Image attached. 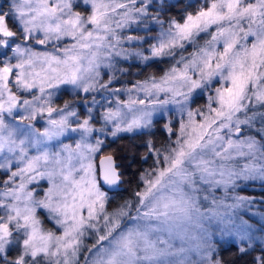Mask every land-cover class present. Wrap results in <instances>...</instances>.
Returning <instances> with one entry per match:
<instances>
[{
	"label": "snow or ice",
	"instance_id": "1",
	"mask_svg": "<svg viewBox=\"0 0 264 264\" xmlns=\"http://www.w3.org/2000/svg\"><path fill=\"white\" fill-rule=\"evenodd\" d=\"M255 182L264 0H0V264H264Z\"/></svg>",
	"mask_w": 264,
	"mask_h": 264
},
{
	"label": "trees",
	"instance_id": "2",
	"mask_svg": "<svg viewBox=\"0 0 264 264\" xmlns=\"http://www.w3.org/2000/svg\"><path fill=\"white\" fill-rule=\"evenodd\" d=\"M180 11L179 9H174L173 10V14H175L176 12ZM154 70L156 73L159 74V69H151V71ZM164 122L161 121V124L159 126V128L156 130L157 131V135L153 138L154 142L156 144H160L161 142H163V140L165 139V135L162 131L163 129V124ZM162 125V126H161ZM175 125V124H174ZM176 130V125H175V129ZM136 145H139V147H132V142L129 140H124L122 141L120 144H114L110 146V150L108 151L109 153L113 154V156L117 159L118 163L123 165L124 169H127L128 164L131 162V158L133 155L136 156L137 161L135 163V166L131 168V171L129 174H127L124 178L125 180H132L133 182L131 183L132 188H130V184H125L124 188H123V195L130 197L132 194L133 189L136 187L133 185L135 184V180L132 176V173H136L138 174L142 169H141V162L139 161V157L141 155H147V150L143 147V142L140 140L135 141ZM121 149H123L124 151H121ZM149 162V161H148ZM147 162V163H148ZM145 164H143V167ZM147 165V164H146ZM149 166V165H148ZM147 166V167H148ZM255 184H253L254 186ZM240 190L249 193V194H260L261 196L264 197V187L259 188V189H255V188H241ZM220 245H222V247L220 248V255L222 256V258L225 261H230L233 262V264H247L246 260H242L239 256V254L236 251V246L234 244H230V243H220Z\"/></svg>",
	"mask_w": 264,
	"mask_h": 264
},
{
	"label": "rangeland",
	"instance_id": "3",
	"mask_svg": "<svg viewBox=\"0 0 264 264\" xmlns=\"http://www.w3.org/2000/svg\"><path fill=\"white\" fill-rule=\"evenodd\" d=\"M151 71V70H150ZM152 72L153 73H156L154 70H152ZM156 74H158V73H156ZM203 103H204V101H203V99H201V101H200V104L198 105V106H200V107H202L203 106ZM184 119H185V121L187 120V117L185 116L184 117ZM195 119H197V120H199V117H196ZM178 120H179V116H173L172 117V123H173V125L175 124L176 125V129H178V127H179V124H178ZM163 125V124H162ZM161 125V126H162ZM163 127V126H162ZM240 159V162L241 163H243L244 162V158H239ZM95 163H96V161H95ZM152 163V161L151 160H149V162L148 163H146L144 166V168H147V166L148 165H150ZM97 166V165H96ZM253 184H255L254 186H253ZM132 184H130V188H132V186H131ZM134 186H136V181H135V184L133 185V187ZM243 188H255V189H259V188H262L261 187V185L258 183V182H255V183H250V184H248V185H245ZM238 191H239V193L241 194V195H245V196H250V197H255L258 201L261 199V198H264L263 196H261L260 194H249V193H246V192H244V191H242V190H240V189H238ZM256 209L254 208V209H252V211H255ZM241 215L244 217V219H248V215L247 214H245V213H243V212H241ZM259 218H254V221L253 222H255V220H258ZM48 227H51L52 225H47ZM220 243H227L226 241H224V240H221L220 241Z\"/></svg>",
	"mask_w": 264,
	"mask_h": 264
},
{
	"label": "flooded vegetation",
	"instance_id": "4",
	"mask_svg": "<svg viewBox=\"0 0 264 264\" xmlns=\"http://www.w3.org/2000/svg\"><path fill=\"white\" fill-rule=\"evenodd\" d=\"M63 99H65V100H70L71 97H70L69 95L66 94V95L63 97ZM61 106H62V103H61Z\"/></svg>",
	"mask_w": 264,
	"mask_h": 264
},
{
	"label": "water",
	"instance_id": "5",
	"mask_svg": "<svg viewBox=\"0 0 264 264\" xmlns=\"http://www.w3.org/2000/svg\"><path fill=\"white\" fill-rule=\"evenodd\" d=\"M106 155H112V154H106ZM117 163H118V161H117ZM97 166L99 168V160H97Z\"/></svg>",
	"mask_w": 264,
	"mask_h": 264
}]
</instances>
